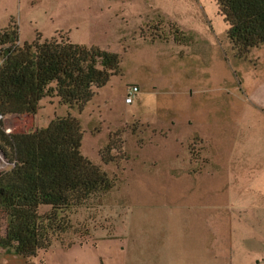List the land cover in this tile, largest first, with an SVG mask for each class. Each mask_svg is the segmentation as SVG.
<instances>
[{
    "label": "rangeland",
    "instance_id": "1",
    "mask_svg": "<svg viewBox=\"0 0 264 264\" xmlns=\"http://www.w3.org/2000/svg\"><path fill=\"white\" fill-rule=\"evenodd\" d=\"M11 21L21 43L68 32L76 44L120 56L121 74L82 111L47 98L36 117L4 121L23 133L70 113L86 132L83 155L118 180L91 202L96 209L74 217L96 227L87 243L56 245L33 259L0 251V264H164L159 242L168 227L157 212L173 210L168 222L178 229L182 214L202 211L194 180L215 181L223 202L226 159L255 162L264 150V45L237 57L216 0H0V31ZM133 86L139 93L129 104ZM114 137L123 153L116 146L106 165L101 152ZM7 168L0 153V172ZM184 223L197 224L196 214Z\"/></svg>",
    "mask_w": 264,
    "mask_h": 264
},
{
    "label": "trees",
    "instance_id": "2",
    "mask_svg": "<svg viewBox=\"0 0 264 264\" xmlns=\"http://www.w3.org/2000/svg\"><path fill=\"white\" fill-rule=\"evenodd\" d=\"M216 3L237 57L264 45V0ZM120 74L117 53L76 44L68 32L49 39L37 34L21 43L13 21L0 31V153L8 163L0 172V251L33 259L56 245L87 243L96 227L90 228L89 218L74 217L96 209L89 205L100 202L118 180L83 155L86 132L70 113L23 133L8 131L5 119L36 117L47 98L82 111ZM116 143L114 137L101 152L106 165L114 161L116 146L123 153Z\"/></svg>",
    "mask_w": 264,
    "mask_h": 264
},
{
    "label": "crops",
    "instance_id": "3",
    "mask_svg": "<svg viewBox=\"0 0 264 264\" xmlns=\"http://www.w3.org/2000/svg\"><path fill=\"white\" fill-rule=\"evenodd\" d=\"M241 155L248 153L244 150ZM225 167L223 202L215 181L196 179L195 203L202 206L187 207L196 206L201 212L182 214L186 217L178 229H171L168 222L176 215L173 210L157 212L169 228H162L159 242L166 251L161 254L167 258L164 264H264V150L255 162L248 157L239 161L230 156ZM252 168L257 170L256 177L242 178L243 171L250 172ZM218 203H224L220 210ZM192 214H196L197 224L184 223ZM250 215V226L244 227V219Z\"/></svg>",
    "mask_w": 264,
    "mask_h": 264
},
{
    "label": "built area",
    "instance_id": "4",
    "mask_svg": "<svg viewBox=\"0 0 264 264\" xmlns=\"http://www.w3.org/2000/svg\"><path fill=\"white\" fill-rule=\"evenodd\" d=\"M139 93V88L137 86H133L128 90L126 102L131 104L133 103V97Z\"/></svg>",
    "mask_w": 264,
    "mask_h": 264
}]
</instances>
